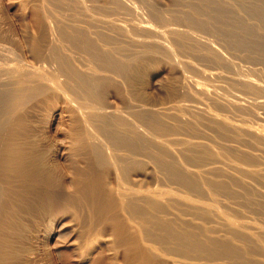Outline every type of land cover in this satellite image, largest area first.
I'll list each match as a JSON object with an SVG mask.
<instances>
[{"label": "bare ground", "instance_id": "1", "mask_svg": "<svg viewBox=\"0 0 264 264\" xmlns=\"http://www.w3.org/2000/svg\"><path fill=\"white\" fill-rule=\"evenodd\" d=\"M176 1L183 7L173 5L177 10L171 15L181 28L173 24L171 40L159 32L141 33L152 27L143 28L135 19L138 9L132 0H48L60 40L47 37L51 22L38 16L33 46L38 64L18 57L12 46L0 41V264L56 261L31 260L26 241L32 231L45 236L54 256L68 251L64 264H264V224L225 214L223 204L213 198L199 200L156 184L143 187L131 177L141 165L135 141L144 137L130 124L132 114L151 127L173 114L185 123L179 130L199 123L217 137L219 148L249 143L254 154L264 158V81L250 73L261 71L253 61L264 64V0ZM177 21L208 27L215 39L201 41ZM46 38L43 54L40 47ZM170 43L206 62L205 68L197 69L211 85L201 86L192 78L193 101L137 104L129 116L99 103L100 80L108 77L80 65L70 53L81 49L95 63L107 56L108 65L122 68L128 62L118 49L144 48L165 53L175 68L191 65L187 55L181 60L175 56ZM185 81H179V89L185 90ZM228 87L235 91L227 93ZM48 96L55 97L57 107L49 99L56 108L50 109L55 114L47 126L34 119L42 116L45 108L40 104L45 101H40ZM33 106L40 108L35 118L30 114ZM241 109L256 121L235 118L234 111ZM62 116L69 139L53 147L46 131L58 126ZM151 141L157 150L153 158L167 181L196 190L192 176L201 172L211 189L247 192L245 183L235 180L226 186L218 179L228 175L220 160L207 161L208 154L200 148L210 147L208 141L177 135ZM170 145L191 162L190 167L174 162ZM228 166L246 171L242 165Z\"/></svg>", "mask_w": 264, "mask_h": 264}, {"label": "rangeland", "instance_id": "2", "mask_svg": "<svg viewBox=\"0 0 264 264\" xmlns=\"http://www.w3.org/2000/svg\"><path fill=\"white\" fill-rule=\"evenodd\" d=\"M40 1L41 0H0V41L6 42L10 46H12L14 53L18 57L23 58L25 61L36 64L39 63V60L34 57L35 51L33 46L36 39L38 38V16L45 18L47 17L51 22V29L49 30L47 37L50 40H55L57 42L60 40L59 34L56 30V26L53 24L49 17L47 8L49 3L47 2L48 0H42V3ZM132 1L135 2L138 9L136 13L137 15H134L135 19L139 23H143H140L143 28L148 27L147 24L149 25L148 28H150V26L152 27L150 28L151 32L149 30H145L141 33L155 36L159 32V34L161 33L159 36L164 39L168 38L166 40H171L170 32L172 29H175L174 26H177L176 28H181L178 24H176V21L172 19L171 15V13H173V10H175L177 6H180L178 4H176L177 6L175 5V3L177 2L176 0ZM173 5H175L176 7ZM181 7L183 6L181 5L180 8L178 7V10H180ZM158 8L161 10H158ZM158 11L164 12L159 13ZM159 14L161 15L158 16ZM154 15L156 18H154ZM113 16L119 17L120 14H114ZM177 22L187 26V28L192 31V34L201 41L215 39L213 31L208 27H199L196 24L190 23L189 21ZM170 25H172V27H169V30L168 26ZM159 30L162 32H160ZM153 31H155L156 34ZM133 32L138 31H131V33ZM170 45L172 49L174 48L173 50L175 56L177 57L179 55V57H177L178 59L181 60L182 57H184L182 59L189 58V60L191 61V65H181V67L175 68L177 64L175 62H172L170 58H167L165 53L161 54L162 52L159 51L150 53L148 50H144V48L143 52H139V49V51L135 49L120 51L118 49L117 53L121 54V56L128 62L127 64H123L122 68H116L112 65H108L107 56H105L104 58L102 57L101 59L103 60L101 62L98 61L95 63L90 60V58L81 49H71L70 53L79 60L80 65L81 63L86 64L89 68H91V70L98 72L102 76L105 75L108 77L103 81L100 80V90L102 93L101 96L98 97L99 103L101 105L111 106L119 113H123L129 116L128 113H131V111L135 108L134 106L137 104H151L162 106L165 104H174L178 101H193L194 99H196V95L192 91V78L197 79V81L200 83L199 85L201 86H207L208 84L209 86L211 85L210 83L212 82L206 80L205 77L197 69V67L205 68L206 62L201 61L195 53H185L183 52V50H180L172 43H170ZM47 46L48 43L46 38L41 42V53L44 54V52L47 50ZM183 55H187L188 58L187 56L185 57ZM119 58L120 57L115 54L114 59L118 60ZM233 60L241 61L240 63H242V65L252 66V64L243 62L244 60ZM174 63L175 65H173ZM253 66L260 68L261 71L258 73L252 71L250 72L251 75L264 81V64L259 61H253ZM81 68H83V66ZM181 71L187 74H184ZM209 71L211 70H208V72ZM180 74H182V77L180 76ZM186 75L189 77H186ZM132 78L134 80H132ZM181 78H183L184 81L185 79H187L185 81L187 82V85H185V90L179 89V81L183 80ZM231 90L233 92L235 91L230 87H228V91L226 89L227 93H229V91L230 93H232ZM54 98L55 97L53 96H48V100L46 98L41 99L40 103H42L43 100L45 101V103H42L43 105H40L45 109L42 110L41 113L43 114H41L42 116L40 115V119H34L35 122L37 121L38 124L44 123L47 126L49 125L48 123L51 124L53 122L52 117H54L55 114V112L53 111L57 107V102L55 103ZM49 99H51L50 102H52L56 107H53L54 105H50L52 103L48 102ZM45 104L47 107H44ZM48 106L50 107L48 108ZM37 108L38 107L33 106L30 109L31 117L32 113L34 114L33 118H35L34 116H36L37 113L39 114L37 110L40 111V108ZM50 109H52L53 111ZM44 114L46 115V117ZM233 116L235 118H237V116L244 117L250 123H252L254 120L256 121L255 116H253V114H251L247 109H241L239 111L235 110ZM33 118H31L33 122L31 123L36 124L34 123ZM50 120L51 122H49ZM129 120L131 121L130 124L136 129L141 130L142 135H144V137L141 138V141H135L136 145L139 146V149L135 153H138V155L136 156L141 158V165L138 170H135L132 173V179L139 181V184L143 185V187L156 184L159 186H165L171 189L189 193L199 200H207V198H213L217 202L223 204L222 209L225 214L238 220H250L251 222L257 224H264V158H259L254 154L255 151L253 150V145L249 143L238 144L231 149H221L216 145V141H218L217 137L207 129L203 128L199 123H195L191 127H188V130H179L182 125H185V123L179 118H175L173 114L171 117L167 118V120L163 124L154 127L146 125L136 115L133 114L129 116ZM67 128L68 123L62 116L58 126H56L55 128L47 129V143L51 144L53 147L65 144L69 139ZM174 135L188 138L190 140L200 139L208 141V143L211 145L210 147L200 148L208 154L207 161L220 160L223 164V168L228 175V177L220 176L218 179L224 180L223 184L226 186H230L231 182L235 180L245 183L247 186V192L229 194L228 192L221 189H211V183L209 179L201 172H196L192 176L198 184V188L196 190H192L191 188L178 182L176 183L167 181L165 176L161 172L158 163H156L155 159L153 158V156L156 155L157 150L153 147L154 145L151 139L157 137L165 140ZM170 147L174 162L178 166H181L183 168L190 167L191 162L187 160V158L178 150V148L174 145H170ZM127 154L130 155L131 153L128 152ZM230 164L242 165L246 167V171L231 169L228 166ZM217 181L219 183V180ZM207 188H209L211 192H207ZM247 194L250 196V200L247 199ZM34 233L35 232L33 231L29 233L33 235H29L28 238H30L31 240L27 239L26 241L27 245H29L28 255L32 258L31 260L34 261L38 259L34 261L37 262L42 259L45 260V258L47 257L49 261L50 259L56 260L54 262L50 261V263L52 264H64L63 261L66 258L65 253H67L68 257V251L63 248L65 250V253H63V251L61 252L60 255L62 257L60 255L59 257L54 256L55 254H53L50 250L51 248L49 242L47 241L45 236H36V234ZM59 258H64L63 260H60L62 261L61 263L59 261Z\"/></svg>", "mask_w": 264, "mask_h": 264}]
</instances>
